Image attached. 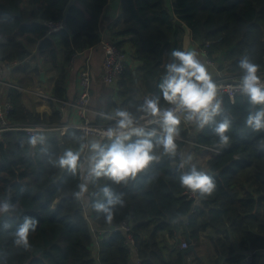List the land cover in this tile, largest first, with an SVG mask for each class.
I'll return each mask as SVG.
<instances>
[{
    "label": "trees",
    "instance_id": "obj_1",
    "mask_svg": "<svg viewBox=\"0 0 264 264\" xmlns=\"http://www.w3.org/2000/svg\"><path fill=\"white\" fill-rule=\"evenodd\" d=\"M107 3L0 0V63L9 67L37 52L44 62L56 65L60 52L64 54L53 90L58 102L50 101L54 109L51 117L27 107L23 92L8 86L7 97L13 105L10 125L63 124L58 107L68 101L66 69L76 54L100 46L99 22ZM122 5L125 24L109 40L130 57L114 85L120 102L109 103L118 108L128 107L130 102L143 103L145 96L140 97V90L148 96L160 94L158 85L164 66L171 61L169 52L184 50L185 34L173 21L166 0H122ZM172 9L191 30L192 42L214 63V67L206 65L216 81L219 75L212 72L216 67L231 79H239L238 61L244 55L260 65L258 75L264 76V0H174ZM49 21L63 22L65 29L49 35ZM128 44L130 53L123 47ZM221 95L224 114L232 120L227 145L219 142L211 127L201 130L195 126L196 134L190 135L183 122L180 126L184 139L202 147L224 148L223 154L210 155L206 162V173L214 178L216 190L210 197L199 198L194 212V200L184 194L186 188L178 180L179 158L161 155L159 162L126 186L104 178L89 186L90 200L102 199L92 194L105 185L123 194L126 206L116 213L111 225L106 224L102 216L91 208L89 213L84 203L75 199L79 173L72 175L54 166L41 154L40 146L30 148L24 131L4 133L0 139V200L10 197L21 211L9 220L10 229H0V260L6 264H187L181 237L188 248L193 244L196 249L205 235L214 247V264H244L247 257L252 259L250 264H257L264 251V130L253 132L246 127L249 106L245 97L237 95L232 101ZM46 134L50 153L62 154L61 145L73 151L79 148L72 134L81 133L75 129L64 136L57 131ZM21 141H25L23 147ZM177 143L179 153L185 147L186 154L196 151L203 158L200 154L206 152L200 146ZM23 215L39 222L35 231H30L29 250L17 248L10 235ZM122 223L132 227L137 256L131 253L128 234L115 231Z\"/></svg>",
    "mask_w": 264,
    "mask_h": 264
},
{
    "label": "clouds",
    "instance_id": "obj_2",
    "mask_svg": "<svg viewBox=\"0 0 264 264\" xmlns=\"http://www.w3.org/2000/svg\"><path fill=\"white\" fill-rule=\"evenodd\" d=\"M169 56L171 61L164 66L165 72L158 85L159 95H150L138 105L130 102L128 107L118 108L112 114L99 113L113 122L103 132L107 143L72 134L78 150L66 149L56 155L46 147L48 136L44 130L38 129L28 136L27 145L33 149L40 146L41 154L54 166L72 175L80 174L81 182L73 193L76 200L84 202L89 197V186L97 184L101 178L115 185H128L159 162L161 155L179 157V183L197 198L210 197L215 192L214 178L198 169L191 162V155L179 153L177 138L183 122L201 130L211 127L212 134L222 145L229 143L227 133L232 120L224 114L221 86L197 51L172 49ZM238 68L241 74L236 88L249 106L245 125L253 132L264 130V80L258 75L260 65L244 55L238 61ZM24 143L21 141L22 147ZM92 196L103 197L88 199L87 203L109 225L116 213L126 206L123 194L114 192L109 185ZM20 211L18 202L14 203L10 197L0 200V221H3L0 229H10L9 220ZM38 223L35 218L23 215L10 233L12 243L17 248L29 250V234L35 231ZM0 264L6 261L0 260Z\"/></svg>",
    "mask_w": 264,
    "mask_h": 264
},
{
    "label": "crops",
    "instance_id": "obj_3",
    "mask_svg": "<svg viewBox=\"0 0 264 264\" xmlns=\"http://www.w3.org/2000/svg\"><path fill=\"white\" fill-rule=\"evenodd\" d=\"M74 1L76 0H72V3ZM173 1L174 0H166V6L168 7L170 14L172 15V18L174 20L177 19V17L173 13ZM88 3L89 2H87V4ZM122 6V0H108V3L104 8L99 22V31L103 39H112L114 35L125 24ZM193 45L201 60L206 63V56L204 55L203 51L195 43H193ZM123 47L127 53H130L132 50L129 44ZM60 54H63V51ZM127 57H129V55H127ZM102 60L103 54L100 46L78 54L73 65L71 67L68 65V68L66 69L65 81L68 101H74L78 97L80 91L78 78L79 70L86 63L89 64L93 81L92 98L90 103V109L92 111L91 119L93 121L99 120V122L104 123L109 120L102 118L99 113H114V111L118 109V107L116 104L110 106L109 103L111 101L120 102V97L116 98L117 95L115 93V86H107L103 82ZM63 61L64 59L62 60L59 55L58 64L54 65L52 63H47L44 62L42 58H40V55L37 52H34L30 57H28L24 61H21L18 66L14 68H8L7 72H4L2 80L12 85L11 87L16 88L20 87L24 89H40L44 87L45 89H47V93L53 95L55 84L61 73ZM128 61H130V57L128 58ZM134 64L138 65V63L136 62ZM0 67L4 68L6 66L4 63H0ZM218 71L219 70L217 67L212 70L213 73L217 72V74ZM41 74L44 75V79H42ZM5 90H7V88H5ZM141 92H143V90H140V93ZM141 95L145 96V98L148 97V95H144V92L141 93ZM114 96L116 99L113 98ZM23 99L27 107L35 110L40 115L51 117V115L53 114L54 109L50 101L35 99L25 94L23 95ZM78 121L79 117L76 114V110L74 108H68L63 115V124H72L77 123ZM200 155L203 158H210V155L207 152L203 154L201 153ZM201 163L206 162L202 161ZM88 199H90V197H86L83 203L90 213V207L87 203ZM183 241L185 240L183 239V237H181V243ZM169 242L172 243V240H170ZM97 249L99 250L98 246ZM195 250L196 254L191 253L189 255H186L187 264H214L213 261L216 256L214 247L205 235L202 236L201 242ZM256 261L257 264L264 263V251L257 257Z\"/></svg>",
    "mask_w": 264,
    "mask_h": 264
},
{
    "label": "built area",
    "instance_id": "obj_4",
    "mask_svg": "<svg viewBox=\"0 0 264 264\" xmlns=\"http://www.w3.org/2000/svg\"><path fill=\"white\" fill-rule=\"evenodd\" d=\"M46 25L49 27V35L58 33L65 29V25L63 22H52L49 21L46 23ZM100 47L103 54V60H102V73H103V82L107 86H114L118 82V80L122 77L125 65L127 62V55L124 54L122 51L117 49V47L109 40L103 39L100 43ZM204 55L206 56V53L203 51ZM78 54H76L69 66L71 67L76 59ZM20 64L19 61L13 62L8 66L2 68L0 67V139H2V136L4 133L13 131V130H22L27 135H30L32 132L42 129L45 132H51V131H57L60 133L61 136L66 135V133L71 130L75 129L81 133V136H83L87 140L91 139H97L99 141H106V139L103 137L104 130L113 123L110 121L108 124H98L94 123V121L91 119V109H90V103L92 98V73L89 67V64L86 63L80 70L78 74L79 78V86L80 91L78 97L74 101H67L63 102L61 106L58 107V109L61 112V115L63 116L68 108H74L76 110V114L79 117V121L77 123L72 124H55V125H48V126H24V127H13L10 125L9 122V115L11 111L13 110L12 102L7 97V92L5 88L8 86L11 87L12 85L6 83L3 81L2 77L4 72H7L8 68H14ZM206 64L210 67H214V63L210 61L206 57ZM219 80L216 81L221 86V94L227 95L232 101H234L235 97L237 95H240L238 93V90L236 88V85L239 83V79H231L229 76L222 74L221 71H218ZM262 80H264V76H260ZM16 88V87H15ZM21 92L24 91V88L17 87ZM29 94H32L36 96L39 100L43 101H54L58 102L53 95L40 90V89H29L26 91ZM146 121V118H143ZM185 130L188 131L190 135L196 134V131L194 129L195 125L183 123ZM177 142H185L186 144H190L193 146H200L196 142L189 140L188 138L184 139L181 135L177 138ZM202 147V146H200ZM206 150L209 155H221L223 154V146L218 147H202ZM180 154H186L185 147L180 151ZM192 157V163H194L198 169L207 171V163H201L207 162L209 160L208 158H201L198 153L195 151L191 154ZM179 158V157H178ZM180 159L177 163L179 166ZM185 195L188 196L189 199L194 200V208L192 212L195 211L197 207V203L199 201V198H197L193 193H191L188 189H186ZM131 225L128 223H122L121 226L116 230H122L128 234V241L131 245V253L133 256H137V253L134 249V238L131 233ZM188 245L186 242H182V249H187ZM252 262L251 257H247L244 261V264H250ZM138 264V263H137Z\"/></svg>",
    "mask_w": 264,
    "mask_h": 264
},
{
    "label": "water",
    "instance_id": "obj_5",
    "mask_svg": "<svg viewBox=\"0 0 264 264\" xmlns=\"http://www.w3.org/2000/svg\"><path fill=\"white\" fill-rule=\"evenodd\" d=\"M173 21L176 24L181 25L182 28L185 31V35H184V38H183V47H184V50L185 49H187V50H195L194 45H193V42H192V38H191V30L186 25L182 24L180 20L174 19ZM41 77H42V79H44V75L43 74H41ZM61 149H62V152L64 150H66L65 147H64V145H61ZM2 222L3 221H0V224ZM186 237H187V240L189 242H191V239L189 237V234H187ZM191 253L196 254L195 246L193 244H191L188 249H186V250L183 251V256L185 257L186 255H189Z\"/></svg>",
    "mask_w": 264,
    "mask_h": 264
},
{
    "label": "rangeland",
    "instance_id": "obj_6",
    "mask_svg": "<svg viewBox=\"0 0 264 264\" xmlns=\"http://www.w3.org/2000/svg\"><path fill=\"white\" fill-rule=\"evenodd\" d=\"M61 52H62V51H61ZM61 52H60V53H61ZM60 58L63 60V59H64V55H63V54H60ZM29 89H30V88H29ZM29 89H24V91H22L23 94L28 95V96H30V97H33V98H35V99H38L36 96H34V95L29 94V93L26 92V91L29 90ZM40 89H42V90L45 91V92H46V90H47V89H45L44 87H42V88H40ZM140 97H141V93H140ZM143 98H144V97H143ZM181 247H182V244H181Z\"/></svg>",
    "mask_w": 264,
    "mask_h": 264
}]
</instances>
